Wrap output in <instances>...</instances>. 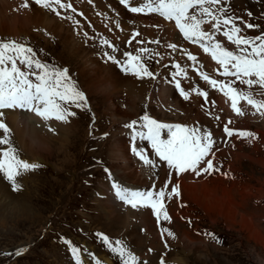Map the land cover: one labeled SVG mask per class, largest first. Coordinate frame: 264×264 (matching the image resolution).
<instances>
[{"label": "rangeland", "instance_id": "obj_1", "mask_svg": "<svg viewBox=\"0 0 264 264\" xmlns=\"http://www.w3.org/2000/svg\"><path fill=\"white\" fill-rule=\"evenodd\" d=\"M69 1L78 11V7L76 6L75 2L72 0ZM26 2L27 4L29 3L28 7L26 8H29L30 6L37 7V5L31 0H26ZM228 6L230 10L229 14L232 17L233 15L231 10H233L236 15L241 16L242 19L248 21V24L257 26L255 28H244V31L246 30L248 34L255 35L256 37L264 35V0H230ZM247 7H253L254 10H252L250 13H244L243 10ZM82 8V4H80V11ZM41 9L43 10V8ZM6 12H8V9ZM45 12L46 11L43 10L44 14ZM251 13H255V15L251 16ZM61 15L64 18L57 17L54 12H46L45 16L47 19H49V21L53 18L62 22L58 23L57 21H50L52 22L53 28L43 26L33 27L34 24H30L29 21L24 20V24L20 26V29L19 26H17L16 32L11 34L10 31L8 34L19 35L18 38L22 41L24 40L29 43L36 44L46 57H54L56 60L59 59L60 63L68 64L71 69L76 72V76L82 87L85 88L89 95L92 96V101H94L92 108H96L99 113H97V115L98 123L99 120L101 122L99 126L102 125L101 131L107 129H109V131L112 129L113 131L103 141L92 145V147L97 146L96 149L92 148V150H89L88 148L90 146L85 142V124H81L77 121L80 118H74L75 120L70 118L71 125L73 126L72 132L70 133L71 135L69 134V140L67 144L61 145L60 147V144L51 143L49 150H46V148H37L34 150L36 156L41 154L42 157L45 158L44 160L37 159V161L47 165V169H41L40 171L29 175L24 173L26 176L22 178V180L26 182L25 189L27 188L24 194V199L26 200L29 208H31L34 212L32 213L24 210L23 213H13L9 209V211H11L10 215L4 222V226H0V250H2V247H4V250H13L16 248V246H20V244L25 243H34V245L25 256L17 257L9 264H38L40 262L47 263L48 261L51 264H72V262H67L65 260L63 253L61 254L56 250H54L53 253L38 246L40 244L49 243L50 237L54 235L50 233V235L43 237L42 234H38L40 228L45 226V224L48 222L50 223V227L59 233L60 237L63 236L67 238L74 246L80 248L83 251L81 254L82 257L86 256L90 249H92L96 252L102 253L104 257L106 256L105 258L107 261L110 259V264H122V262L118 256H114L111 253V251L103 244L97 234L108 236L111 242L113 240L115 243L116 241H121L127 250L137 258L136 264H159L158 262L160 261L161 257L164 256V254V259L166 262L171 264H175L176 261L180 264H264L263 245H260V243L254 241L248 232L243 231L239 227L237 224L239 222V218L236 219L235 224H232L231 221H226L224 220L225 218H223L220 214L218 215V211L214 207L213 210L207 214L199 205L195 203L187 202L189 203V206L185 205V207L178 208L173 200H171V203L167 202L169 205L166 206V210L170 216V222L161 219V224L165 229L173 234L174 238L167 235L169 242L167 243L166 247L165 244L161 243L158 230L154 226L156 221L153 222L154 215L151 214L152 212H147V215L145 216L146 219L143 221L142 209L136 210L133 208L129 209L128 207H124V210H122L117 204H115V206L113 205L114 202H111L109 199V193L107 190L108 184L103 183L104 174L102 175L100 171H97V169H99L97 167H95V169L91 168V166L94 164L92 158L98 160L100 155L105 157L106 149L108 147L111 148L113 145V143L110 142L114 138L123 134L121 129L117 131V127L114 126V123L112 124V117L107 116L109 114V112H107L108 100H105L103 96H106L105 93L110 92L112 95L109 97V99H111L115 104H122V106H124L127 103L126 97H130V95H126L127 93H125L124 90L121 91V89L117 90L116 92H112V89L110 87H106L103 83L95 90H91L89 84L86 82V79H88L90 75L87 76L88 73H86L85 68L88 66H93L90 64L89 60L94 59L97 49H101L97 48V42L95 43V41L102 38L106 40L110 39L114 44L113 46L118 48L117 51H123L120 50V48L124 49L128 48V46L129 50L127 51L132 50L133 41L127 46L123 44L125 38H127V36L130 34L131 29H129L125 23L119 24L117 22V24H115L111 23L108 19L105 24L103 23L105 20L102 21V25L104 26L102 31L98 28V26L96 27L94 23L88 22L82 17L84 19L83 20L70 11L62 12ZM69 16L72 17L71 20L67 19ZM15 17V14L11 13L7 16L4 15L3 18L4 20H9L11 22L12 18ZM118 18L119 17L117 16L116 19ZM120 19H124L123 16ZM148 19H153V17L149 16ZM159 19L160 18H154L152 20V26L158 27L157 29H152L153 32H156L154 35L149 36L150 41H145L146 46L150 50L146 56V60L150 62V71L157 69L164 73L167 70L177 72L178 69L174 67V65H179L180 68L188 66L190 68L192 65H190V60L188 57H185L186 52L180 56L181 53L177 49L175 51L169 50L168 48L163 49L165 42L169 41V39L172 40V38H178L180 43H183V41H181V37L179 36L177 29L171 27V21L164 23L159 21ZM4 20L1 19L0 21H3L4 23ZM133 20L137 19L133 18ZM73 21H75V23ZM234 22L237 27L242 25V23H238L235 18ZM53 23H56L63 28L60 27L54 29ZM117 25H119V27H117ZM165 25H167L166 27L168 28L164 27ZM129 26H132V22H130ZM126 27L128 28L126 29ZM29 28H31V30H28ZM24 32H32V34H21ZM113 32H116L119 35L121 34L120 38H113ZM2 34L4 33H0V37H2ZM248 34L246 33V37H248ZM54 35L62 36V39L67 41L66 44H64L63 41L59 42V40L57 42V39ZM119 35H116V37ZM139 36L134 40L135 44H137ZM151 41H159V43H152ZM184 49L189 51L190 48L187 46V48ZM49 54H51V56ZM197 55L199 56V60L203 59V57L200 55V52H198ZM98 63L100 62L97 60V65L102 66L104 69L112 68L110 65L105 66L101 63ZM188 74L189 70L178 75L179 83L181 88H183L185 91H188V100L196 104V101L200 96L197 95L193 89H199L207 93L209 90L206 88V85L203 81L197 85ZM83 75L84 77H81ZM135 82H137V85H135ZM149 82L150 79L134 78V82H132V84L136 87H139L140 84H142L140 87L143 88L147 87ZM158 83L161 82L158 78H156L153 82L151 81L150 85L148 86L150 89L149 96L151 97V101H147L142 104L143 97L137 95L140 106H138L136 110L139 113L154 112V115L163 117L162 119H167L169 121H174L176 118L177 122H182L183 125L189 129L197 127L200 132L207 131V128L208 130L212 129V126L215 123L221 121V116H229L227 112H223L224 110L218 108L219 103H217L218 107L210 110V112L215 111L216 113L213 115H216V117H219L220 119H216L212 116L209 118L207 115H203V118L201 114L200 117L207 126V128H201V120L199 114L195 112V109L192 110L187 107L186 110H188V114L182 115L181 111H176V102L174 96H168L169 98L159 97L157 87H160V85ZM90 90L94 91L95 94L90 92ZM151 94L155 99H158V101L160 98L162 101L155 103L152 101L153 98ZM214 95L217 94L214 93ZM219 98L226 100L229 104V108L232 109L230 104L231 101L227 100L226 98ZM255 100L264 102V99L262 100L261 98ZM162 103L164 105L167 103L168 105H166L169 107L165 110H161L158 107ZM170 103L175 105L172 106ZM240 106L241 103L238 104V107ZM218 111L221 113V115ZM127 113L132 116L130 119H133L137 116H134L130 111H127ZM245 114L247 115L245 118L231 116L236 121L231 120V118H226V125L229 128L235 129L237 131H245L244 128L247 127L252 133H256L258 135L256 137L258 138L255 140V150L253 149L252 145H247L241 141L247 139L250 140V138H241L235 134L233 135L234 137L231 136L234 144L226 148L229 149L231 146H234V149L231 151L237 154L240 153L243 158L240 161L235 162L233 161L234 159L231 154L223 156L222 153L219 162H217V164H219L221 167H218L217 169L222 168L226 171H229L230 176H226V174L221 173L219 174L218 171H214V175L211 176L213 181H211L210 184H213L216 180L232 178V180L223 181L222 183L224 186L221 185V187L223 189L225 187V192L229 193L227 197L230 196L231 200L239 205L236 206L237 212L240 215H244L250 219L252 218L253 225L264 236V119L263 121L261 120V118L264 117L260 116L259 114L252 115L251 111L245 112ZM259 120L262 121V123L259 122ZM122 121L126 120H121V123ZM229 121H231L232 124H228ZM189 124H194L195 126H190ZM76 130L78 132H76ZM219 130L220 129H218V131ZM220 132L221 135L216 137V140L218 141V147L216 150L222 149L226 143L231 142L230 137L226 136L221 130ZM118 133H120V135H118ZM217 133L218 132H215L214 134ZM237 140L239 142H237ZM249 140L246 142H249ZM10 141L11 146L16 150V155L19 156V158L21 156L29 159L30 155L27 154L25 145L22 148L23 144L21 140H18L14 133L10 134ZM34 142H36L34 145L40 146L38 140H35ZM115 142H118V138ZM5 146L6 145H4V147ZM45 146L46 145L44 143V145L42 144L40 147L43 148ZM110 148L107 150V160L110 159ZM109 161L111 167L113 165L114 167L116 166V164L113 163L111 159ZM137 161L141 162L138 158ZM131 166L133 169H136L135 162L131 161ZM112 169H116L114 172L115 174H118V168L112 167ZM156 170V173L151 171L146 173V176L148 177L142 175L143 178L141 177L142 179H139V181L141 182V180L147 178L146 180H150L148 184L151 181H155L157 183L159 182L161 186L164 185L163 179L158 180V162ZM171 170L173 169H170L169 171ZM169 171L167 173H169ZM101 178V182L105 185H101L100 191L104 192L105 198L108 197L107 200L105 198L102 199L99 197V195H101V193L98 192L99 179ZM5 181L7 180L5 179ZM126 181L129 182L128 180ZM4 183L7 184L6 182ZM210 184L208 183L207 187H214L216 189L220 188L218 184ZM8 185L9 188H11V184L9 182ZM161 186H158V188L160 189ZM168 189L170 191L169 187H167V190ZM214 191L216 194H218V196L223 194L222 191ZM12 193L15 194L14 191ZM17 199L21 204L22 196L19 198L17 197ZM105 207L108 210H105ZM5 210L6 208H4V211ZM130 210H132L133 213ZM176 210L177 214L175 212ZM7 213H9L8 209L6 211V214ZM138 215L140 216L138 217ZM181 216L185 217L184 221L180 220ZM145 223H147L146 226L149 224L147 231L144 226ZM140 227L144 228V232H141ZM198 233L201 234V237L197 235ZM212 237H215V239ZM31 240H33V242ZM183 248H187L188 250H184ZM55 253L61 256L58 257ZM64 253L66 255L65 251ZM175 259L177 260L175 261ZM3 260L4 259L0 258V264L5 263ZM86 261L90 264L96 263L89 257H87ZM86 261L85 259H82L80 262L82 264H87Z\"/></svg>", "mask_w": 264, "mask_h": 264}, {"label": "snow or ice", "instance_id": "obj_2", "mask_svg": "<svg viewBox=\"0 0 264 264\" xmlns=\"http://www.w3.org/2000/svg\"><path fill=\"white\" fill-rule=\"evenodd\" d=\"M32 2L45 10L54 12L57 16H60L57 6L60 9H71L75 12L71 3H64L62 0H32ZM119 2L130 13L145 15L154 13L165 21H174L175 27L186 41L199 44L206 54L211 55L212 60L222 69L218 72L219 75L235 78L219 81L201 72L199 73L201 79L231 101V108L235 114L244 115L238 108V104L245 101L254 109L252 115L264 116V102L255 100L250 91H243L234 86L239 83L248 89L259 86L264 90V35L254 38L239 35L241 29L236 26L234 18L228 14L230 10L224 6L227 0H119ZM133 3L139 6H132ZM23 7H28V4L25 3ZM67 19L71 20L72 17H67ZM204 25H209L212 31L205 30ZM245 27L255 28L257 26L246 23ZM217 34L222 35L229 45H233L234 50L221 44L217 39ZM139 35V32H134L128 43L131 44ZM151 42L159 43V41ZM102 44L112 48L114 52L117 51L107 40H103ZM167 47L174 51L177 49L176 44H168ZM137 51L143 54L150 50L141 48ZM181 51L186 52L185 49ZM186 54L189 60L196 61L195 56L190 53ZM104 55L108 60L119 65L125 74L133 75L137 79L156 78V75L142 61L141 55L126 52L124 61L117 60L108 53ZM174 67L178 69L174 75H180L183 72L179 65H174ZM176 88L183 99L189 98V94L180 88L179 82L176 83ZM193 91L204 97L207 102V92L199 89H193ZM260 94L264 95V91ZM69 102L81 109L87 107L84 93L78 89L66 68L61 69L42 62L36 58L34 50L24 43L15 40H0V110L19 109L35 114L45 122L55 119L67 123L68 117L75 115L63 106ZM3 115V111H0V132L3 133L0 136V145L8 147L0 153V173L11 184L12 190L18 191L20 189L18 177L36 170L40 165L23 161L16 155V150L11 146V130L2 119ZM140 119L143 121L141 127L147 131L134 130L132 139L139 137L140 140H147L153 154L159 158V161L165 162L170 169H174L176 175L190 171L200 176L201 173L211 174L213 171H218L212 159H206L214 155L215 141L211 133L206 131L201 133L199 129H189L180 124L159 123L147 115ZM136 123L133 121L125 127L135 129ZM228 123L230 124L231 121ZM165 130L167 131L166 139L162 138ZM224 133L228 137L235 134L251 140L256 138L254 133L237 131L227 125L224 126ZM132 152L145 166H151L153 169L157 166V162L149 158L143 147L133 146ZM167 187L165 185L158 191H131L115 182L112 183L118 200L125 205L130 204L136 210L151 209L158 224L161 219L170 222L165 199L171 200L180 195L179 185H173L170 191L166 192ZM162 232H167L169 237L174 238L167 229H163ZM97 235L111 253L119 257L122 264H136L137 258L121 241H116V246L113 247L106 236ZM212 238L215 239V237ZM64 242L69 243V250L75 264H81L79 249L72 247L70 242ZM97 264H99L98 261ZM162 264H164L163 261Z\"/></svg>", "mask_w": 264, "mask_h": 264}, {"label": "bare ground", "instance_id": "obj_3", "mask_svg": "<svg viewBox=\"0 0 264 264\" xmlns=\"http://www.w3.org/2000/svg\"><path fill=\"white\" fill-rule=\"evenodd\" d=\"M66 1H68V0H66ZM72 1L75 2L76 6L78 7L77 8L78 11H80V9H79L80 8V4H82L83 8H82L81 11H82V14L85 16V20L88 21V22L94 23V25L96 27L98 26V28L100 30H102V31H103V27H104L102 25V21L105 20L103 22L105 24V22L108 21V19H109L111 23H115V24H117V22L119 24H124L125 23V25L128 26L129 29H131V30L134 29V28H138V29H140V31L144 30L146 36H148V37L150 35H154L155 32H156V31L153 32L152 29L148 28L149 27L148 26V22L145 21L143 17L132 15V14H129V13L125 12L122 9V7H120L114 1L107 0V1L103 2L101 0H89V1L84 0L87 4L86 3H78L75 0H72ZM21 5H22V1L21 0H11V1L0 0V20L1 19L4 20V18H3L4 15L7 16V15H9L11 13H14L15 16H16L15 18H12L11 22L9 20L8 21L4 20L5 21L4 23H3V21H0V27H1L0 28V30H1L0 33H4L2 35H11L12 33L16 32L17 26H19V29H20V26L22 24H24L23 23L24 20L29 21L30 24H34L33 27L43 26V27L53 28L52 27V22H50V21H57L58 23H62V22H60V20H55L53 18L49 21V19H47L46 16H45L46 12L44 14L43 10L41 8H37L36 6L35 7L34 6H30L29 8H26V7L24 8V7H21ZM7 9H8V12H6ZM117 16L119 17L118 19H116ZM122 16H123L124 19H120ZM133 18H136L137 20H133ZM130 22H132V26H129ZM25 24H27V23H25ZM55 24H54V29L62 27V26H59L58 24H56V25ZM169 25H171V24H169ZM166 26L167 25H165L164 27H166ZM128 27H126V29ZM166 28H168V27H166ZM28 30H31V28H29ZM170 30H172V29H170ZM10 31H11V34H8ZM130 33H131V31H130ZM21 34L30 35V34H32V32L31 33H29V32L25 33L24 32V33H21ZM55 37L57 39V42L59 40V42L63 41V43L66 44L67 41L63 40L62 36H57L56 35ZM171 37H172V35H171ZM170 40L171 39H169V41ZM61 48H62V46H61ZM89 61H90V64H92L93 66L86 67L85 71H86V73H88L87 76L90 75L88 77V79H86V82L89 84L91 90L92 89L95 90L97 87H99L103 83V84H105L106 87H110L112 89L111 90L112 92H116L117 90L121 89V91L124 90L125 93H127L126 95H128V94L130 95V97H128V98L126 97L127 103L124 106H122V104L120 105V104H115L114 102H112V100L109 99V97L112 95L110 92L105 93L106 96H103L105 100H108V110H107V112H109V114L107 113L108 114L107 116L112 117V119H113L112 124L114 123V126L117 127L116 130L118 129V131H119L121 129L122 124L125 123L127 120H129L132 117V116H130L129 113H127V111H130L134 116L138 115V114H141V113H139L136 110V108L138 106H140L139 98L137 97V95H139L140 97H143V98H145L146 96L150 95V93L148 91L149 90L148 86L150 85L151 80L148 83L147 87H143L142 86L143 88H141L140 86L142 84H140L139 87H136L135 85H137L136 84L137 82H135V85L132 84V82H134V78H136L135 76L128 75V74L122 75L118 70H116L113 67L112 68H108L107 67L108 69H104L102 66L97 65V59L95 57H94V59H90ZM98 64H100V63H98ZM81 77H84V75L81 76ZM91 90H90V92H93V94H95L94 91H91ZM158 94H159V97H162V98L168 97V96H170V97L174 96L175 97V95H173V93H172V90L168 86L159 87ZM215 97L217 99V103H219V107L218 108H221L222 110H224L223 112L229 113L230 112L229 111L230 108H229L228 102L226 100H223V99L219 98L220 96H218V95H215ZM224 98H226V97H224ZM175 102H176V105L172 104V103H170V104H172V106L175 105L176 111H181L182 115L183 114L184 115L188 114V110H186L187 107L192 109V110L195 109V112L197 114H199V117L201 116V114H202V116L205 115L203 110L200 109V107H199V103H200L199 99L196 101V104H194V103H192L190 101H183L181 99L178 100L177 97H175ZM166 104L167 103H165V105ZM251 108L252 107H250V108L246 107L245 109H247V111H251L250 110ZM221 109H220V111H221ZM105 111H106V109H105ZM251 112H253V111H251ZM10 113H14V112H9L8 127L10 128L11 133H14L15 136L18 138V140L19 139L21 140V142L23 144L22 148L25 145L26 152H27L28 155H30L29 159H31V160H37V159L44 160L45 159L44 157H42L41 154H39V156H36L34 150H36L37 148L38 149H45L46 148V150H49L51 143L60 144V147H61V145L67 144V142L69 140L68 137H69V134L72 132V126H73V125H71V121L70 120L67 123L51 122L52 125H53V123H58L59 124V126L57 127L56 132L52 134L53 130L52 131L49 130L51 128V126L49 128H47V129H44L42 127L41 121L39 119L36 121L35 117H32V116H30L28 114L21 113V112H18V111L15 112L14 114H10ZM214 113H216V112L213 111V114ZM219 114L221 115L220 112H219ZM228 115L230 116V114H228ZM229 116L228 117H222L221 116L220 117V118H222L221 121L215 123L212 126V129H209V131H211L213 133L220 132V130L218 131L219 127L223 128L226 125V121L225 120H226V118L229 119L230 118ZM208 117L210 118V115ZM203 118H204V116H203ZM241 118H245V117L242 116ZM206 119H207V117H206ZM263 119L264 118H261L262 121H263ZM121 120H126V121L125 122L122 121V123H121ZM200 120H201L200 121L201 122V126H203L204 128H207V126L204 124V122H203L201 117H200ZM174 121L177 122L176 118L174 119ZM262 121L259 120V122H261V123H262ZM75 123H77V122H75ZM76 132H78V131L76 130ZM2 135H3V133L0 132V136H2ZM118 135H120V133H118ZM117 138H118V142H115ZM128 138H129V136L127 135V133H123L122 135L114 138L110 142V143H113V145L111 146V148L108 147V148H110L109 158L112 160L113 163L116 164L115 167H114V165L112 167L113 168H118V172H117L118 174H116V177L121 182V186H122V184H124L125 186H128L130 188L136 187V186L143 187V185L148 184V182L150 180H146L147 178H145L144 180H141V182H140L139 179L143 178L142 175L146 176V173H148L152 169L149 170V166H141V165H139L138 161H137V158H136V161L131 159L130 152H129V146H128ZM35 140H38V143L40 144V146L42 144L44 145V143H45L46 146L42 148L40 146L34 145L37 142V141L34 142ZM248 140L249 139L241 140V141H243L247 145H252V147L254 149L255 148L254 144L256 143V141H255L256 138L254 140L250 139L249 142H246ZM135 142L137 144V147H141L140 144L137 143V139H135ZM251 142H254V143H251ZM0 147H1V145H0ZM108 148L106 149V151L108 150ZM232 149H234V146H231L229 149H227V148H222V149H219V150L217 149L218 151H213L214 155H210L207 158L212 159L213 165L216 164L217 162H219V159H220V156H222L221 155L222 153H223V156L231 154L233 159H234L233 161H235V162L240 161L243 158V156L240 155V153L237 154V153L232 152L231 151ZM239 149H241V148H239ZM106 156H107V154H106ZM131 161L135 162L136 169H133V167L131 166ZM214 167H215V165H214ZM225 167H226V165H225ZM229 167H230V165H229ZM169 170H170V168L167 166V164L165 162L158 161V173H159L158 180L159 179H163L164 180L163 183L164 184H169V188H171L173 185H179L180 195L178 197H173L171 199V200L174 201L175 205L178 208L179 207L180 208L185 207V204L188 205L187 202H190V203H195V204L199 205L202 208V210L204 212H206L207 214H209V212H211L213 210V207H214L218 211V215L220 214L223 218H225L224 220H226V221H231L232 224H235L236 219L239 218V222L237 223L239 225V227L243 231L248 232L251 235V237L254 239V241H256L257 243H260V245H263V247H264V236H263V234L260 231H258L255 228V226L253 225V222H252V218L250 219L248 217H245L244 215H240L237 212V207H236V206H239V205L236 204V202H233L231 200L230 196L227 197V195L229 193L225 192L226 191L225 187H224V189L221 187V185H223V183H222L223 181L232 180V178H225V179L216 180L213 184H210L211 181H213V179H211V176L214 175V173H213L214 171L211 172V174L201 173L200 176H196L192 172H185V173H181L180 175H176L174 169L171 170V171H169ZM168 171H169V173H167ZM146 177H148V176H146ZM242 178H243V176H242ZM239 179H241V178H239ZM126 180H128L129 182H127ZM3 181H4L3 180V175L0 174V226H4V222L6 221L8 216L10 215L11 211L13 213H16V212L23 213L24 210L32 212V213L34 212L31 208H29L28 204L26 203V200L24 199V194H25V191L27 189V188L25 189V183L26 182H24V180L20 179L18 181V183L21 184L20 185V189L18 191H16L15 194H13L12 193L13 191L10 190L9 185L5 184L4 183L5 181L4 182ZM103 183L100 182V184L104 186L105 184H103ZM208 183L210 185L218 184V186H220V188H217V189L214 188V187L213 188H209V187H207ZM122 188H124V186H122ZM214 190L222 191L223 194H221V196H218V194H216ZM168 191H169V189H168ZM101 193L104 194L103 191ZM114 193H115V190H114ZM105 194H106V192H105ZM21 196H22V200H21L22 203L20 204L18 202L17 197L19 198ZM107 198H105V199L107 200ZM171 200H169L168 202L171 203ZM110 201H111V199H110ZM107 203H106V205H107ZM169 203H168V205H169ZM123 205H124V207H128L129 209L132 208L130 204L129 205H125L123 203ZM168 205H166V206H168ZM106 207H105V210L107 209ZM4 208H6L5 211H4ZM7 209H8L9 213L6 214ZM9 209L11 211H9ZM140 209H142L143 221H145L144 220V219H146L145 216L147 215V212H151V209H145V208H140ZM130 211L132 212V210H130ZM175 212L177 214V210ZM140 215H141V213H140ZM140 215H138V217ZM129 218H131V217H129ZM151 218H152V216H151ZM146 224L147 223H145L144 226H145L146 231H147L149 224H148V226H146ZM199 237H201V236H199ZM1 249L4 250V247H2ZM186 249H184V250H186ZM176 260L177 259H175V261Z\"/></svg>", "mask_w": 264, "mask_h": 264}]
</instances>
